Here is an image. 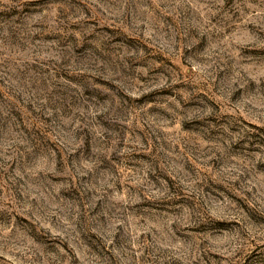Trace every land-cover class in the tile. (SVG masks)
Wrapping results in <instances>:
<instances>
[{"label":"rangeland","instance_id":"obj_1","mask_svg":"<svg viewBox=\"0 0 264 264\" xmlns=\"http://www.w3.org/2000/svg\"><path fill=\"white\" fill-rule=\"evenodd\" d=\"M0 264H264V0H0Z\"/></svg>","mask_w":264,"mask_h":264}]
</instances>
